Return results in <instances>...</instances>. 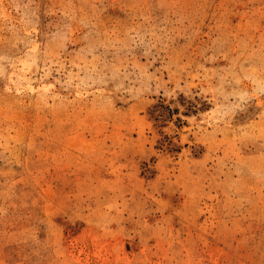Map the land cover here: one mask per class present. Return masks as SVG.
<instances>
[{"label": "rangeland", "instance_id": "1", "mask_svg": "<svg viewBox=\"0 0 264 264\" xmlns=\"http://www.w3.org/2000/svg\"><path fill=\"white\" fill-rule=\"evenodd\" d=\"M0 264H264V0H0Z\"/></svg>", "mask_w": 264, "mask_h": 264}]
</instances>
